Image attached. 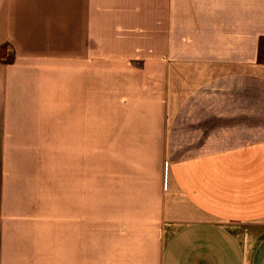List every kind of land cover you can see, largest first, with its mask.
<instances>
[{"label":"crops","instance_id":"0c3cea01","mask_svg":"<svg viewBox=\"0 0 264 264\" xmlns=\"http://www.w3.org/2000/svg\"><path fill=\"white\" fill-rule=\"evenodd\" d=\"M263 44L264 0H0V264H93L100 48L148 84L114 126H159L102 191V264H264Z\"/></svg>","mask_w":264,"mask_h":264},{"label":"rangeland","instance_id":"374dc122","mask_svg":"<svg viewBox=\"0 0 264 264\" xmlns=\"http://www.w3.org/2000/svg\"><path fill=\"white\" fill-rule=\"evenodd\" d=\"M93 55L91 126L93 264H102L103 238L106 233V227L102 225L101 221L103 212L102 191L108 187L116 186L118 181L126 182V178H123L126 174L135 172V166L142 165V163L140 164V160L155 154V148L158 142L156 143L154 135L159 133L157 130L159 126L146 127L152 129L150 131L141 130L139 139H127V136L133 133L130 130L133 128L132 126H114L118 118L119 121H123L124 123L126 121L131 122L133 117L138 118L139 121L143 119L148 120V116L146 115L141 114L136 117V115L132 116L130 114V111L134 110V108L136 109L134 104L138 102L133 97L134 92L137 93V91L146 90L148 84L144 82L133 83L131 80H128L129 77H125L126 79L120 77V74L123 72L122 66L108 67L109 74L106 76L102 73V70L106 68H102L100 65L101 48L94 52ZM142 58L138 57L136 64L142 65ZM143 101L141 99V102ZM141 129H144V126ZM73 130H76L75 133H78L80 126H73ZM149 134H152V141L146 139ZM165 145L167 151L169 147L167 143Z\"/></svg>","mask_w":264,"mask_h":264}]
</instances>
